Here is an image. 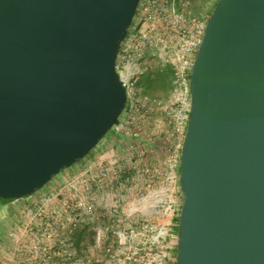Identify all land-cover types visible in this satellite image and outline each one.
<instances>
[{
	"label": "water",
	"instance_id": "water-1",
	"mask_svg": "<svg viewBox=\"0 0 264 264\" xmlns=\"http://www.w3.org/2000/svg\"><path fill=\"white\" fill-rule=\"evenodd\" d=\"M141 0H0V199L95 150L127 103L117 72ZM178 264H264V0H219L190 75Z\"/></svg>",
	"mask_w": 264,
	"mask_h": 264
},
{
	"label": "built area",
	"instance_id": "built-area-1",
	"mask_svg": "<svg viewBox=\"0 0 264 264\" xmlns=\"http://www.w3.org/2000/svg\"><path fill=\"white\" fill-rule=\"evenodd\" d=\"M193 9V0L140 1L117 59L128 98L111 136L126 145L105 153L96 170L88 167L86 176L26 205L21 226L10 234V264H140L145 258L146 264H164L169 258L166 240L178 228L181 209L176 193L191 111L190 75L208 20ZM154 64L173 70L165 100L141 93L142 75ZM78 183L127 188L120 199L101 198L107 222L96 232V247L108 258L84 263L76 257V231L96 219L95 205L83 202Z\"/></svg>",
	"mask_w": 264,
	"mask_h": 264
},
{
	"label": "crops",
	"instance_id": "crops-1",
	"mask_svg": "<svg viewBox=\"0 0 264 264\" xmlns=\"http://www.w3.org/2000/svg\"><path fill=\"white\" fill-rule=\"evenodd\" d=\"M126 140L120 138H114L110 135L109 138H104L100 143L99 148L97 147L93 150L87 157L78 162L73 167L62 171L58 176H56L50 183H48L43 189L34 193L32 196L20 199L17 202H1L0 201V264H10L13 259V251L15 241L10 237V234L18 231V227L21 226V215L26 205L30 201H39V199L44 196L60 190L68 185V183L74 178L79 176H86V169L88 167H93L94 170L97 169L101 158L107 152L116 151L117 153L121 151L122 147H125ZM167 157L166 154L163 155V159ZM77 192L81 193V197L84 203L95 205V221H91L89 226H85L82 229H78L74 237V248L76 252V257L78 260H82L84 263L87 260H102L103 258H108L104 256L103 248L96 247V232L98 229L102 228L107 220L102 218L106 213L105 205L102 204V197H109L110 200L120 199L122 195L127 194V188L120 187V185H114V187L109 190H104L99 188L95 183H91L90 187L86 189L83 185L80 187L78 183ZM181 196V189H178L176 193V199L179 201ZM61 264V262H60ZM106 264V263H103Z\"/></svg>",
	"mask_w": 264,
	"mask_h": 264
},
{
	"label": "trees",
	"instance_id": "trees-1",
	"mask_svg": "<svg viewBox=\"0 0 264 264\" xmlns=\"http://www.w3.org/2000/svg\"><path fill=\"white\" fill-rule=\"evenodd\" d=\"M194 1V14L198 17H203L204 9L207 8V4L210 0H201L200 5H195ZM217 0L214 4L216 6ZM214 10V8H213ZM213 12V11H212ZM211 12V13H212ZM172 81H173V70L171 66L162 67L161 65L154 64L142 75V78L139 82L141 93L143 95H148L151 97H156L160 99H167L171 90H172ZM1 202H9L12 200H2ZM178 223V219H177ZM179 231V227L177 228ZM176 264L177 261H176Z\"/></svg>",
	"mask_w": 264,
	"mask_h": 264
},
{
	"label": "rangeland",
	"instance_id": "rangeland-1",
	"mask_svg": "<svg viewBox=\"0 0 264 264\" xmlns=\"http://www.w3.org/2000/svg\"><path fill=\"white\" fill-rule=\"evenodd\" d=\"M217 0H210L207 4V8H205L204 13H203V17L205 18H209L210 15L212 14L211 12L213 11L214 8V4ZM201 4V0H196L195 1V5H200ZM111 135V131L110 133H108V135L105 138H109ZM99 148V146H98ZM180 200L182 201V192H181V196H180ZM177 242H178V229H174V231L172 232V235L168 237V239L166 240V244L171 247V249L169 250L168 254H169V258L165 261L164 264H176V257H177ZM148 258H145V261L143 263L140 264H146Z\"/></svg>",
	"mask_w": 264,
	"mask_h": 264
}]
</instances>
